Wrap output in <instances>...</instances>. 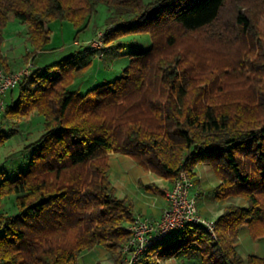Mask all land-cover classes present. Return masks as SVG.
Returning <instances> with one entry per match:
<instances>
[{
  "label": "trees",
  "instance_id": "trees-1",
  "mask_svg": "<svg viewBox=\"0 0 264 264\" xmlns=\"http://www.w3.org/2000/svg\"><path fill=\"white\" fill-rule=\"evenodd\" d=\"M227 1L0 0L4 65L8 21L28 24L29 62L50 43V21L85 28L101 3L113 24L106 43L141 32L153 41L149 50L131 53L118 78L85 93L80 91L91 61L79 66L71 53L36 66L20 82L16 100L6 102L11 120L41 114L44 132L31 143L37 152L29 168L0 182V264H74L96 245L120 251L130 238L127 224L135 211L111 182V152L127 154L172 181L182 170L193 177L197 163L210 162L221 180L216 196H243L249 203L225 207L216 219V237L204 225L188 224L134 264H162L157 253L171 241L173 251L197 243L204 264H264V256L245 259L237 248L243 225L254 239L264 240V13L251 16L238 9L233 31L232 24L221 22ZM199 32L209 46H231L237 39L245 45L233 69L251 86L246 98L215 95L213 85L223 71L198 72L193 65L198 52L191 46L179 49L181 36ZM12 194L16 210L8 213L3 199Z\"/></svg>",
  "mask_w": 264,
  "mask_h": 264
},
{
  "label": "rangeland",
  "instance_id": "rangeland-1",
  "mask_svg": "<svg viewBox=\"0 0 264 264\" xmlns=\"http://www.w3.org/2000/svg\"><path fill=\"white\" fill-rule=\"evenodd\" d=\"M238 9H242V11L245 12L249 11L251 16H257L261 12L264 13V3L258 0H228L221 14V22L232 24L233 28L235 25L233 24V22H235L233 18L235 17ZM110 15L111 13L107 5L101 3L98 6V13L89 19L85 28L79 27L80 30L79 28L75 27L73 22L68 20L50 21L49 26L51 28V40L49 45H47V50L40 54L37 62L42 65H46L55 60H59L65 56H68L71 53H75L78 57V65L84 64L87 60L90 61V56L106 63L101 66V70H98L95 67L94 69H90V67L88 68L89 71L83 78L85 85L81 88V93H85L88 88L95 87L103 83L105 80H114L115 78H118L122 74L123 69L129 64L131 53L135 51L149 50L153 44V41L151 35L148 32H141L128 33L115 38L110 43H106L105 37L107 29L113 27V24L107 21ZM25 24L26 23L22 22L20 19H12L7 22L4 28V36L7 38L8 44L15 48L16 53L13 51V54H17V56L22 55L24 52V42L27 39L25 37L27 24ZM92 31V36L89 37L86 42H84L83 40ZM103 32H105V34H102ZM201 34L202 32L196 33V35L185 34L181 36L178 39L179 49L191 46V48L198 52L197 62H194L193 64L195 69H198V72L201 70L205 71V69L210 71L217 67L220 68V71H223L221 73L219 72L218 80L215 81V85H213L216 91L215 95L228 99L242 100V98H246L247 94H244V92L247 91V88L251 90V86H247V80L243 83L245 78L241 77H244L245 75L239 76V71H237L236 68L233 69V67L236 66L234 59L241 61L239 58L245 50V45L239 44L237 39L235 40L236 42L234 41L235 43H232L231 46L227 44V46H209L204 38H199ZM202 35H205L204 32ZM98 39L103 42L104 46L102 49L97 46L96 41ZM258 39L259 38H257V40ZM75 40H78L81 44H75ZM199 40L203 42V45ZM92 44L94 47L90 46ZM81 51L84 53L82 54L84 56L83 58L79 57ZM98 51H100V53ZM96 52L98 55H96ZM258 52V49H255L254 55L257 56ZM17 59L20 61L19 63H23V65L16 70L26 67L30 62H25L24 64V62L21 60V57ZM224 69L227 70L226 74L224 73ZM216 77L217 76L212 75L211 78ZM251 77L252 79L250 82L254 81L253 78H256V74L253 73ZM220 85H222V89H219ZM87 101L88 100H86V102ZM7 104L10 103L8 102ZM30 116L31 115L11 120L10 118L6 117L5 112H3V124L1 129L3 133V140L0 142V182L5 178L14 179L19 175L20 172L26 171L29 168L30 160L37 152L36 146H31V143L35 142L39 138L40 134L44 132V126L42 124V126L38 127L37 125H34L33 127L32 124H23L22 121H29ZM32 120L35 119L33 118ZM127 157L131 161L135 162V160L129 156ZM114 159L115 156H112V162H114ZM142 171V167L138 164H136V166H131V172L137 178H143V175L141 174ZM229 197L230 204L232 203L242 207H247L249 205L248 201L243 196L230 195ZM3 205L8 213L15 212V195L12 194L6 196L3 199ZM256 240L249 234L247 230H241L240 234H238L237 248L245 259L254 252H258L261 254V256H264V240H261L259 243L260 245L257 244ZM91 250L92 253H90V256L93 254L94 257H91L90 261L87 260L88 257H82L78 258L74 264H114L116 258L118 257L122 259V264H124L122 248L117 253H113L110 249L105 248L102 245H96L95 247L91 248ZM177 255L179 259L187 256L189 260L187 258L186 264H204L199 251V245L197 243H190L188 246L182 248V250H178ZM169 257L170 255L168 254L162 255L160 257L161 262L166 261L165 263L167 264H176L174 260L171 261V263L167 261ZM85 259L88 262L85 263ZM183 262L184 260L182 259L181 263Z\"/></svg>",
  "mask_w": 264,
  "mask_h": 264
},
{
  "label": "crops",
  "instance_id": "crops-1",
  "mask_svg": "<svg viewBox=\"0 0 264 264\" xmlns=\"http://www.w3.org/2000/svg\"><path fill=\"white\" fill-rule=\"evenodd\" d=\"M26 28L27 30L25 37L27 39L24 42V52L20 56H17V54H13V51L14 53H16L15 52L16 50L13 46L8 44L7 38H5L4 36L5 34L3 33L4 39L1 46V54L4 58V62H5L4 66L8 70H16L17 68H20L23 65V63H19L20 61H18L17 59L19 57H21V60L24 62V64L25 62H28L25 60V54L28 51H31L33 49V46L29 40L28 24L26 25ZM92 34L93 31L90 32V34L83 41L86 42L87 39L92 36ZM75 44L80 45L81 43L78 40H75ZM47 47L48 46H46L45 49L40 50L36 58L30 62L33 63L35 66H45L37 62V60L40 54L43 51L47 50ZM82 54L84 53L81 51L79 57L83 58L84 56ZM89 58L91 61L90 69H94L95 67L96 69L101 70L100 69L101 66L106 64L103 61L93 59L92 57ZM87 61L89 62V60ZM87 61L85 63H88ZM88 71L89 70H87V72ZM18 94H19V85L8 92L6 96V102L7 103L14 102L18 97ZM33 118L36 120V122L35 120H32ZM22 123L26 125L32 124L33 127L34 125H37L39 127L42 126V124L44 123V117L41 114L33 113L31 114L29 121H22ZM112 156H115L114 162H112L111 160ZM127 156L129 155L123 153H116V152L110 153V157H109L110 179L112 184L116 188V194L120 198L127 197L133 202L135 214L141 213L146 216L158 217L166 205L165 194L166 191L172 186V180L166 176H160L153 171L145 170L141 165L140 166L143 169L141 173L143 175V178L135 177L131 172V166H136V164L138 163L136 161L135 162L131 161ZM129 157L132 158L131 156ZM193 182L194 185L192 187V190H194V192H196L198 195L197 204L200 214L208 218L217 219L220 215L224 213L225 207L228 204H230V197L218 198L216 196V190L221 180L218 178L210 162L202 161L196 164L193 170ZM129 224L130 223L127 224V227L129 226ZM241 230L248 231L247 226L243 225L240 228V231ZM172 236H174V234H172L170 237ZM171 242L170 243L168 242L167 244L163 245L160 251L157 253V255H159V260L161 261L160 257L162 255L168 254L170 255V257L166 259L170 263L171 261L174 260L176 264H183V263L186 264L188 257L185 256L184 258H182L184 262L181 263L182 259H179L177 255L178 250H182V248L173 251L171 248L172 247ZM256 242L257 244H259L261 240H256ZM90 253H92L91 249L83 253L79 258L88 257L87 260L90 261L91 257H94L93 254L92 256H90ZM251 254L261 255L258 252H254ZM87 260L85 259L84 262L85 263L88 262ZM165 262L166 261H162V264H167Z\"/></svg>",
  "mask_w": 264,
  "mask_h": 264
},
{
  "label": "built area",
  "instance_id": "built-area-1",
  "mask_svg": "<svg viewBox=\"0 0 264 264\" xmlns=\"http://www.w3.org/2000/svg\"><path fill=\"white\" fill-rule=\"evenodd\" d=\"M96 43L100 49L104 46L99 39ZM90 46L94 47L93 44ZM35 68L36 66L29 62L22 69L8 70L0 57V132L8 92L16 88ZM193 183V177L188 171H180L172 181V186L166 191V205L158 217L135 214L128 226L130 238L122 247L124 264H134L152 247L164 242L174 231L188 224L204 225L213 237H216V219L200 214L197 204L198 195L192 190Z\"/></svg>",
  "mask_w": 264,
  "mask_h": 264
}]
</instances>
